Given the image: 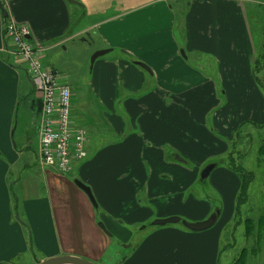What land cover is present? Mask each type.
Returning <instances> with one entry per match:
<instances>
[{
    "label": "crops",
    "instance_id": "obj_1",
    "mask_svg": "<svg viewBox=\"0 0 264 264\" xmlns=\"http://www.w3.org/2000/svg\"><path fill=\"white\" fill-rule=\"evenodd\" d=\"M178 3L0 0V264H38L65 255L97 262L102 257L91 253L89 244L104 233L100 223L110 234L107 244L111 238L128 245L135 228L152 227L158 219L176 216L197 223L217 209L224 218L233 214L239 180L221 166L210 184L215 190L229 188L231 205L217 208L189 192L201 181L204 164L223 156L226 148L216 131L214 145L224 150L210 152L209 136L188 134L186 125L200 117L197 107L190 108L197 98L205 100L203 107L213 99L208 111L229 109L243 121L264 125V94L251 68L255 50L246 39L249 20L239 0H189L184 17ZM8 21L27 26L46 65L62 82L64 77L72 82L67 84L73 94L71 118L77 120L72 125L85 128L90 139L87 157L75 161L71 176L42 165V101L37 92L31 99L34 85L5 38ZM178 29L184 47L178 44ZM77 49L85 64L78 63V73L84 77L72 80L67 73L71 60L80 56ZM102 50L111 53L92 66L91 56ZM210 67L216 73L210 75ZM183 98L188 100L179 104ZM219 99L228 101L224 110ZM179 110L187 115L186 125L178 123ZM203 130L210 132L208 123ZM35 139L37 155L30 154ZM190 139L200 143L198 152ZM192 161L202 170L195 173L188 166ZM76 181L91 189L98 208ZM220 192L226 204L227 191ZM219 225L202 233L155 226L136 247L116 251L122 256L116 264H219L225 220L224 227Z\"/></svg>",
    "mask_w": 264,
    "mask_h": 264
},
{
    "label": "rangeland",
    "instance_id": "obj_2",
    "mask_svg": "<svg viewBox=\"0 0 264 264\" xmlns=\"http://www.w3.org/2000/svg\"><path fill=\"white\" fill-rule=\"evenodd\" d=\"M168 1L179 2V16L184 17L183 13L185 11V6L187 1L189 0ZM239 1H241L242 3V7L244 10L242 11L243 15L246 14V17L249 20V34L247 35L246 39L251 41V46H254L255 50V56L251 57V61L253 64L251 68L254 71L255 82L258 83V85L262 88V93L264 94V0ZM180 25L181 18H178L177 27L180 28ZM176 38L178 40V44L182 43V47H184L183 34L180 29L177 30ZM78 44L81 45L82 43L79 42ZM182 52L184 54L182 56L185 58L184 49H182ZM76 53L80 55L82 52L80 49H77ZM92 56L90 58V63ZM44 62L46 61L44 60ZM71 62L72 72H68L67 74L69 76H72V80L83 78L84 75L82 73H78V63L83 64L81 55H77L75 60H71ZM213 72L216 73L215 69L210 67L209 74L211 75ZM205 73L207 74V71ZM88 74L89 72L87 71L85 75L88 76ZM62 79L66 84L70 83L72 85V82L70 80L68 82L65 77ZM234 84L236 88L238 84L236 82H234ZM33 90L34 91H31V99L36 100L38 94H36L34 87ZM231 94L232 93H230V95ZM184 100L185 98L178 99V103L181 104V102ZM209 101V105L206 107L201 106L205 103V100L197 98L191 101L192 103L190 105V108L194 112L197 107L200 112V117H197L193 121L189 122L185 113L189 112V109L183 104L182 106L185 112H180L179 110L178 123H183L184 125H186L188 122V124L186 125V129L190 130L187 132L188 134L191 133L192 135L198 137H201L203 135L205 139L209 136L208 138L210 139V152L224 150L222 146L218 147L214 145L215 142L212 139V137H216L214 135L216 131L221 133V137H223V139L225 140L224 147L226 148V152L223 156L212 159V162H210L209 164H204L203 170L210 164H217L221 166V170L232 172L237 176L239 180V188L234 200L235 208L233 214L229 215V218H227V216L224 218V212L221 209L222 214L219 217L217 224L215 225L217 226L220 224L219 226L220 228H222L224 227L223 221L225 220L226 225L223 232L224 235L223 242L221 244L219 264H264V125H256L250 122H246L247 120L243 121L239 117V115L233 116L234 113L229 112V109H226L224 114L220 113L217 108L208 111L207 108H213L214 105L213 99H210ZM219 101L223 102V105L221 107L224 110L228 106V101L224 99H219ZM23 103H25L24 100ZM72 103L73 95L71 104ZM232 116L234 117L235 122L233 121V124H230L229 121L231 120ZM72 122L77 125L76 119H74ZM204 123H208L210 132H207L206 130L202 131ZM182 132V130H179V135ZM190 143L196 142L190 139ZM196 144L197 146L192 148L193 151L198 152L200 150V143ZM178 145L180 146L181 144ZM30 152V154L37 155L36 139L34 140V144L31 147ZM188 158L192 159L193 157L192 155H189ZM190 163L188 166H191L190 168H193L192 170H202L199 163L194 161ZM47 170H51L55 173L57 172L54 169ZM196 172L197 171H195V173ZM245 180L246 182H248V186L246 185V188L244 182ZM228 189L229 188H227V190H225V188H222L221 190L213 189L210 184L209 178L204 182H195L189 192L193 193L197 199L210 201L212 205L220 208L222 207V205L224 207V205L230 204L231 196L229 195ZM222 190H224V192L227 191V194L225 196L226 204L225 199L220 192ZM181 191L182 190L179 189V192ZM186 219L188 221L189 218ZM178 226H180V228L186 229L182 224H179ZM154 227V225L152 227H145V225H143L141 227L135 228L134 239L128 245L117 243L118 240H113L111 238L110 242L107 244L106 242L109 241V239L106 237L107 233L103 231V234L100 233L92 237L93 244H89L90 252H97L102 257L99 260H96L97 264H116V262H120V259L122 257L121 256L120 258H118V256L116 255V251L124 250V253L126 251V247H136L135 245H137L151 232L154 231ZM79 245L80 244L77 243V246Z\"/></svg>",
    "mask_w": 264,
    "mask_h": 264
},
{
    "label": "built area",
    "instance_id": "obj_3",
    "mask_svg": "<svg viewBox=\"0 0 264 264\" xmlns=\"http://www.w3.org/2000/svg\"><path fill=\"white\" fill-rule=\"evenodd\" d=\"M4 29L5 38L12 42L19 58L17 64L25 66L42 101V165L67 177L74 171L75 161L86 158L85 146L90 139L85 128L72 125L71 89L61 81L60 74L46 65L43 49L28 40L31 33L27 26L8 21Z\"/></svg>",
    "mask_w": 264,
    "mask_h": 264
},
{
    "label": "water",
    "instance_id": "obj_4",
    "mask_svg": "<svg viewBox=\"0 0 264 264\" xmlns=\"http://www.w3.org/2000/svg\"><path fill=\"white\" fill-rule=\"evenodd\" d=\"M4 14H5V16H7L5 11H4ZM109 53H111L110 50L97 51L92 56L91 65L93 66L98 59L108 55ZM135 65L140 67V68H143L144 70H146L150 74L152 73L151 70L146 65H144L140 62H135ZM177 159L181 163L185 162L184 160H182V158L180 156H177ZM216 168H217V164L208 165L201 173V181L204 182L207 179H209V177L211 176V174L213 173V171ZM75 184L88 196V198H89L90 202L93 204V206L95 208H98V204H97V202L93 196L91 189L88 188L87 186H85L80 181H76ZM220 215H221V211L217 210L215 213H213L210 216V218L208 220L203 221V222H197V223H190V222L182 219L181 217L174 216V217H170V218H166V219L155 220L153 225L157 226V227H165V226H169V225L182 224L190 232L202 233V232H206V231L212 229L217 224ZM99 227L105 233H107V235L110 236L109 232L107 231V229L105 228V226L103 224L100 223ZM38 264H97V263L90 261V260H87V259H84V258H81V257L65 255V256L49 258V259H46V260H44Z\"/></svg>",
    "mask_w": 264,
    "mask_h": 264
},
{
    "label": "trees",
    "instance_id": "obj_5",
    "mask_svg": "<svg viewBox=\"0 0 264 264\" xmlns=\"http://www.w3.org/2000/svg\"><path fill=\"white\" fill-rule=\"evenodd\" d=\"M245 182V188L248 186L247 184H248V182H246V180L244 181ZM247 185V186H246ZM243 191V190H242ZM221 211V210H220Z\"/></svg>",
    "mask_w": 264,
    "mask_h": 264
}]
</instances>
